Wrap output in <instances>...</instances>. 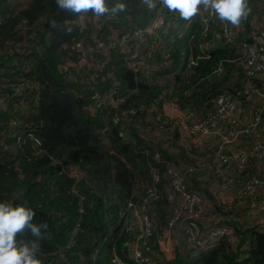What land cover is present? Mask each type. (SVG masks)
Returning <instances> with one entry per match:
<instances>
[{"label":"trees","instance_id":"16d2710c","mask_svg":"<svg viewBox=\"0 0 264 264\" xmlns=\"http://www.w3.org/2000/svg\"><path fill=\"white\" fill-rule=\"evenodd\" d=\"M124 1L132 3V0ZM114 2L109 0V5ZM3 4L0 3V57L24 61L19 75L26 82L38 84L40 89L38 99L31 88L26 90V95L24 91L21 93L30 105L25 113L20 111V115L12 113L10 116L0 109V131L12 118L17 124L27 122L36 126L41 145L32 147L26 142L20 152L5 147L0 137V201L13 204L26 202L36 212L34 223L47 221L49 228L41 242V254L48 257L59 251L72 264H89L93 251L104 252L124 226L119 213L125 199L137 191L136 182L140 178L147 182L152 168L163 166L162 160L173 159L171 150L178 149L180 145L176 141L184 144L192 137L181 141L174 129L170 131L172 139L169 142L162 145L160 140L153 141V136L157 135L156 126L138 119L146 118L144 108L153 99H166L157 95L165 91L166 86L145 83L138 75L121 68L116 70L118 75H114L118 79L115 88L120 94L126 90L131 92V104L124 107H140L141 103L142 109L130 114L126 120L129 124H121L122 127L111 120L117 113L107 109L110 136L107 144L102 143L99 135L101 114L92 118L90 111L96 109L92 104L94 98L78 89L87 83L84 80L65 83L58 71L61 62L55 60L59 52H66H61L64 44L73 43L84 34L81 26L87 24H77L79 20L86 17L92 20L95 16L62 11L56 7L54 0H30L26 8L18 11H7L8 7L3 8ZM126 12L120 13L115 21H106L96 34L106 36L116 30L114 27L122 25L121 15ZM52 20L56 21V28L52 27ZM140 21L144 20H137L138 25ZM21 50L23 54H20ZM10 53L13 54L7 56ZM228 55L236 56L233 49L223 48L205 53L207 58L200 59L194 68L186 69L182 63V71L174 74L175 86L171 80L168 81L174 89L192 88L194 92L187 97L185 104L178 105L181 114L187 116V112L196 110L203 112L218 86L216 81L206 76ZM107 67L100 73L102 80L90 75L89 84L101 90L110 88L111 80L103 74H108L113 68ZM244 79L248 80L245 76ZM65 87H68V92H63ZM72 90L84 95L74 96ZM41 121H44L43 126ZM133 125L138 128H132ZM119 128L125 134L118 138L116 133ZM69 168H77L78 171ZM217 170L221 171L220 168ZM229 174L234 176L236 169H231ZM159 208L163 209L160 205ZM113 220L116 226L111 225ZM239 224L231 220L224 224L233 230L235 243L221 238L204 251L183 257L175 255L165 264H264V231H257L252 226L245 229L244 225L237 226ZM247 235H250L249 240ZM125 239L121 233L115 242L116 252L123 259L121 245ZM242 241L246 246L244 251L239 249V242L241 245ZM101 259L105 261L106 256H101L99 261Z\"/></svg>","mask_w":264,"mask_h":264},{"label":"built area","instance_id":"2783aa9c","mask_svg":"<svg viewBox=\"0 0 264 264\" xmlns=\"http://www.w3.org/2000/svg\"><path fill=\"white\" fill-rule=\"evenodd\" d=\"M14 1L15 0H0V3L7 4V2L14 3ZM27 4L28 2L25 5L20 4L21 7L17 6L15 10L18 11L22 8H26ZM171 12L162 5H158L155 18L150 27L152 30L151 34H153L159 26L161 27L164 25L166 17ZM250 17L252 20L246 22L247 39L245 41H237L235 35L236 27L228 23H222L211 12L201 10L195 17L198 25L197 39L206 42L207 37L212 32H215L224 47L236 51L239 55L242 73L248 78V80H245L243 92L254 93L258 96V101L254 103L248 117L241 122V126L238 130L234 131L233 128L239 124L232 121L235 111L237 110L236 103L230 95L223 92L217 93L211 99L212 108L210 110L204 113L200 118L191 120V123L185 119L188 116L185 117V114H181L173 101L168 98L164 100L153 99L152 102L148 103L144 108L145 114L147 115L146 118L138 119L140 121H146L147 123L150 122L156 126L155 133L158 134L159 137L160 135L162 136V145L163 142H169V140L172 139L170 131L174 129L177 130L181 141H184L187 137L199 140H201L200 138L207 139L215 135L221 137L222 140L218 143L217 153H214L219 160H215L218 161V165H225L224 167L231 166L235 168L237 172H242L250 156H264V85L262 87H257L254 83V81H262V84H264V17ZM107 20L108 18L105 19V21ZM96 27L97 26H95V28ZM83 29L84 28H82V30ZM128 32L120 35L110 32L104 38L95 33L88 37L82 36L71 43L66 51L67 57H78V60L73 63L77 66V70L72 71L73 64L58 65L61 79H64L65 83L74 82L73 79L69 78L70 75L74 76L78 71L86 72L87 80L83 78L80 79V81L84 80L87 83L83 85L82 90L86 91L94 98L92 104L96 109H90L93 114L91 116L94 117L95 115L101 114L100 120L102 126L99 135L100 141L105 144L109 142L110 136L107 109H111L117 113V115L112 116L111 120L113 123H120V125L123 124L126 126L129 124V121H126L129 115L136 112L138 113L140 109H142V104L139 103L140 107H124L125 104H131L129 100L131 94L125 93L127 96L124 97V99L121 98L119 90L117 91L118 88H115L117 83L112 81L114 77L109 74L110 71L108 74H103L106 78L111 80V87L107 90H101L95 85L89 84L90 75L92 78L102 80V77L100 78V73L103 68H108V56L111 52L117 51L123 54L122 59L128 67L142 72L144 68H149L146 64V59L150 57L151 48L153 51L155 49L160 50L159 47L161 46L160 42L154 39L143 55V46L146 44V39L151 34H147V31L137 32L138 38H133L126 36ZM143 34L145 36H143ZM23 53L24 51L21 50L20 54ZM12 54L13 53H10L7 56H11ZM160 56L164 59L167 57L166 55L163 56V52H161ZM0 58V62L3 59H8L4 57ZM13 61L12 59H8V62L0 63V109L3 113L10 114V116L12 113L20 115V111L25 113V109L30 107L24 99V96L21 95L23 91L26 95V90L31 88L35 94L34 97L38 99L40 89L38 84H34V82L31 81L26 82L24 77L19 75V69H22L24 61L17 60L14 63ZM96 61H101V65L97 66ZM193 63L195 62L190 59L189 65L192 66ZM160 65V62L156 60L154 67H160ZM8 68L12 69L9 70ZM218 69V65L212 68L207 78L217 73ZM65 90L68 91V87H65ZM77 93L78 92H76L77 97H82L84 95L83 92ZM132 93H134V91H132ZM159 104L162 108L168 105V109L166 111L159 110L157 108ZM224 122L233 125L231 131L227 132L225 135L221 134V131H219V125ZM132 124L133 123H131V125ZM166 125H169V127ZM6 126L11 128L10 136L12 137L11 139L14 140H11L10 144L4 142L5 147L12 148L13 150L17 149L22 152L23 144L26 142L32 147L41 145V141L35 129L36 126H32L27 122L17 124V121L13 118L8 121ZM134 127L138 128V126L133 125L132 128ZM124 134V131L119 128L116 137H123ZM251 134H256V137L251 140L248 137L246 141V150H239L233 153L223 150L230 143L234 142L239 135L247 137L245 135ZM154 156H157V154ZM195 160V166L198 168V171L202 170L203 167L200 161L197 158H195ZM161 162L163 168L160 171L157 170L159 167L152 168L147 182H143L141 178L136 182L135 187L137 191L128 199H125L124 207L119 213V218H122L123 223L126 224L125 229L127 231L134 232L136 229L135 238L131 244L130 262H125L117 258L112 244L110 247L112 258L109 264H155L152 257L153 245L157 246L158 251L164 258L167 257L172 247L168 248L164 242L166 240H171L170 237L172 232H178L182 236L184 243L193 250L210 248L221 238H226V240L231 243L236 242L233 230L231 227L225 226L224 224L219 226H208L204 231L202 230L201 219L203 216V199L200 193L186 186L187 182L182 180L181 175L174 169L171 160H162ZM69 169L78 171L77 168ZM221 171L222 172L219 173H226L222 169ZM18 176L21 175L18 174ZM218 187L224 188V185L219 184ZM238 187L242 190L251 191L254 188L264 187V183L259 182L255 176L249 175ZM162 192H167L166 194L168 195L171 206L165 219L164 230L161 233H157L156 223L159 209H161L159 208V203L162 199ZM260 228L264 229L262 225H260ZM40 259L42 264H72L64 255L60 254L59 251L48 257L43 254Z\"/></svg>","mask_w":264,"mask_h":264},{"label":"clouds","instance_id":"9594fccd","mask_svg":"<svg viewBox=\"0 0 264 264\" xmlns=\"http://www.w3.org/2000/svg\"><path fill=\"white\" fill-rule=\"evenodd\" d=\"M54 3L56 7L62 11L77 15L91 13L93 16H95V18L92 20L91 18L86 17V19H89L90 22L87 23L86 26H81L82 28H84V34L82 36L85 37H88L93 33L96 34V32L103 27L104 23L106 22L105 19L108 18V20L112 19L115 21L117 16L126 10V4L123 2V0H115V2L111 4V6L109 5V0H54ZM141 3L148 8V10L147 8H145L148 12H151V22L149 24H152L155 18V12L158 8V5H162L170 12L172 11L166 17L164 25L161 27L159 26L160 28L158 27L159 29L157 28V30L154 31V33L146 39V44L143 46V55L146 53L147 49L150 47L151 42L154 39H157L160 42V50L155 49L153 51L151 48L150 57L146 59V64L147 66H149V68H144V71L142 72L133 70L132 68L128 67L124 63L122 59L123 54L120 51L110 53V55L108 56L107 65L110 66V68H113L114 71L121 68L128 69L134 74L138 75L145 83L152 82L150 77L153 74H157L159 72L169 73L170 71H172V69H174L175 62L173 61L172 53L173 46L177 43L170 40L172 36L169 34L170 31H173L174 34H176L180 29H182L183 34L180 35V39L185 35L188 41L187 52L180 56L182 58V63L185 65L186 69L192 68L191 65L189 66L190 59L195 62L196 66L197 62L200 59L205 58L202 55V53L205 51L199 53V50L197 49L198 25L196 23L195 17L200 13L201 10L211 12L219 21H221L222 23L231 24L232 26H239L242 21L247 18L248 13L250 12L248 0H141ZM51 25L53 28H56V21L52 20ZM95 26L97 27L95 28ZM114 29L116 30H113L112 32L118 35L128 32V30H126L125 26L123 25L114 27ZM160 29H162V31L158 32ZM97 35L103 38L107 36H103L100 34ZM82 36H79L78 38ZM194 40L195 43H193ZM70 44H64L61 48V52L67 51V48ZM194 49L196 50L197 54L193 52ZM161 52H163V56H167L165 59L160 56ZM63 55L66 56V52ZM156 60L160 62V67H154L156 64ZM254 83L256 82L254 81ZM176 88L177 87H175V89ZM178 89L179 91L182 90L180 88ZM165 91L158 94V96L163 95L166 99L168 98L173 100L172 97L166 96L167 93ZM207 105L208 107L211 106L209 104ZM160 107V104L157 105V108L159 110ZM35 216L36 212L31 207H28L26 202L13 204L8 201H0V264H42L40 259V257L43 255L40 253L42 246L41 242L49 228V225L47 221L34 223ZM120 220H122V218ZM112 222L116 226L115 221L113 220ZM125 227L126 224L124 223V226L121 227L119 231V234L123 233L126 237V239L123 241V244L121 245L122 255L124 259L121 258V256L120 259L125 262H130L131 244L133 243V240L135 238L136 229L134 232H130L127 231ZM109 233L110 232H108V234ZM131 236L132 238H130ZM117 237L113 239L112 242L108 243V247L104 250V252L98 250L93 251L92 256H90L89 264H100L101 260L99 261V259L101 258V256H106L104 264H109L107 262V253L111 251L110 247L112 244L114 246L115 254H118L115 247ZM244 246L245 245L243 244L240 245L239 242V249H243ZM152 248V257L155 256L154 249H156V251L166 262L173 258L172 249L170 254L164 258L158 251L156 245H153ZM190 249L192 252L191 255L199 251L206 250H193L192 248ZM123 250L126 253L125 256L123 254ZM183 256L184 255H181V257Z\"/></svg>","mask_w":264,"mask_h":264},{"label":"rangeland","instance_id":"374dc122","mask_svg":"<svg viewBox=\"0 0 264 264\" xmlns=\"http://www.w3.org/2000/svg\"><path fill=\"white\" fill-rule=\"evenodd\" d=\"M27 2L29 3L30 0H19V1L15 0L14 3L7 2V4L4 3L2 6L3 8L9 7L7 11H10V8L15 9L17 6L21 7L20 4L25 5ZM124 3L126 4L125 11H128V12L121 15L122 20L120 21H121V24L125 26L126 30L129 31L126 36L138 38L137 32H146V31H147L146 32L147 34H151L152 32V30L150 29L151 24H149L151 22V18H150L151 12H148L145 9L147 7L141 3V0H132L131 4L129 3V1H124ZM131 10L133 12H131ZM252 16H255V15H252ZM1 19L2 17H0V20ZM139 19L144 20V21H140L141 22L140 25H138V23L136 22ZM249 20H252L250 16L248 18H245L244 21H242L241 25L244 26V22H248ZM89 22H90L89 19H82V20H79L77 24L82 23L83 25H86ZM161 31L162 29H160L158 32H161ZM242 32H244V34H247L246 31H242ZM169 34L172 35L170 40L177 43L180 40V35L183 34V30L180 29L176 34H174L173 31H170ZM235 35L237 36L238 34H235ZM143 36L145 35L143 34ZM205 44L206 42H203L202 40L198 39L197 49L199 50V53L203 51L207 53V51L204 50ZM205 52L202 53L203 57L205 56ZM55 60H58V62H61L60 66H63L64 64L75 63L78 60V57L77 56L67 57L59 52V55L58 57H56ZM173 61L176 62L178 68L181 67L182 65L181 57L173 58ZM3 62H8V59H3L0 63H3ZM14 62L16 61L14 60L13 63ZM96 64L97 66H100L101 61H96ZM194 67H195V63L192 64V68ZM76 70H77V66L73 64L72 71H76ZM222 71L223 70L221 69L220 71L212 75L210 77L211 80L216 81L214 79L219 77V75L222 74ZM85 73L86 72L78 71L75 73L74 76L70 75L69 78L79 83L81 78H83L84 80H87ZM109 74L116 75L117 73L116 71L112 70L111 72H109ZM167 79H170V78L167 77ZM117 80L118 79L114 77L112 81H115L114 83L118 84V82H116ZM162 83L163 84L165 83L164 85L167 87L165 91L167 93L166 96L172 97L173 98L172 101L177 107H179L178 105L182 106L183 104H185L187 97L190 94L194 93L192 91V88L191 89L189 88L187 90L182 89L179 91L178 88L174 89L172 84L169 82H162ZM73 88L75 87H72V89ZM82 88H83V85L78 87V89L80 90ZM63 92H67V90H63ZM214 92L216 93L223 92V93H227L228 95H230V93L225 87L219 88L218 90L215 89ZM125 93H129V95L131 94V92L128 90H126ZM72 94L76 96V91L72 90ZM119 95L121 96L122 99H124V97L127 96L126 94H120V93ZM167 109H168V105H165L164 108L160 107L161 111H166ZM208 109L209 107L204 108L203 111L207 112ZM204 113L201 110L190 111L189 113H187V116L191 120H195V119L200 118ZM248 115L246 117H248ZM188 118H185V119L191 123V120ZM230 125L232 124L226 125L224 132L222 131L221 134L225 135L228 132ZM10 134H11V128L7 126H5L4 130L0 131V137L3 139V143L6 141L14 140V139H11L12 137L10 136ZM245 136L247 137L241 136L242 138L240 139L241 141L240 147L232 144V145L225 147L223 150L229 151L232 153L239 151V150H244V149L246 150L247 149L246 141L248 140V137L250 138V140L254 139L256 137V134L245 135ZM200 139L204 141L202 144L203 152L201 153L193 152L191 153V155L195 157L197 156L200 157L199 161L203 168L202 170H199V171H198V168H196V174L204 178L201 179V177H196V181H198L197 183L187 182L186 186H188L192 190L199 192L203 199V216L201 219L202 230L204 231L205 228L208 226H213V225L215 226L219 222L225 224L228 222V220H231V222L235 221L236 223H241V225L255 226L253 228L257 231H264V230L258 229L260 228V225H262V227L264 228V187L254 188L251 191L242 190L238 187L248 177L247 173L248 174L250 173V175L255 176L259 182L264 183V162H263L264 156H261V157H251L250 156L248 163L245 166V168L242 170V172L236 171V174L234 176L229 174V171L233 169L231 166L226 167L228 172H226L225 174H221L216 168L218 161H216L213 158L214 153H216L217 151L218 143L221 142L222 140L221 137H218L215 135L214 137H209L207 140H204L202 138ZM172 151L173 152L171 156L174 159L179 154V152L177 150H172ZM219 184L224 185V188L218 187L216 191L214 188L215 187L217 188ZM211 191L213 193L214 198L216 199L218 203L214 201V199L212 198ZM166 195L167 194L164 192L161 193L162 202L160 201L159 203L160 207H162L163 209L159 211L161 212V215L159 213L156 228L159 227L160 229H162L163 227V223L166 219V216L169 212V208L171 206L170 203H166L164 200ZM244 228L246 229L249 227H244ZM249 239H250V235H247V240ZM164 243L168 248L173 246L172 248L173 257L175 255L181 256V255H186V254L191 253V249L184 243L182 236L179 235L178 232L174 233L173 242L172 240H166ZM243 243L244 242L242 241L241 244ZM154 250H155L154 252L155 256H153V258L155 260V264H165L166 261L163 260V258L156 251V249ZM241 251H244V250L241 249ZM116 257L120 258L118 254H116ZM111 258H112L111 251H109L107 255L108 263L111 260ZM104 262L105 261L101 259L100 264H104Z\"/></svg>","mask_w":264,"mask_h":264},{"label":"crops","instance_id":"0c3cea01","mask_svg":"<svg viewBox=\"0 0 264 264\" xmlns=\"http://www.w3.org/2000/svg\"><path fill=\"white\" fill-rule=\"evenodd\" d=\"M248 6L250 8V12L248 13L247 17L248 16H252V15H255V16H253L255 18L264 17V0H248ZM147 10H148V8H147ZM235 27H236L235 28L236 34H238L236 36V40L237 41H245L247 39V35L244 34V32H242V31H246V23L244 22V26H242L240 24L239 26H235ZM183 40H185V42H183ZM187 43H188V41H187V39H186V37L184 35L177 42V44L175 45V47L173 49V53H172L173 58H176V57L178 58L182 54L187 52L186 51ZM193 43H195V40L193 41ZM223 47H224V45L222 44L221 40L216 36V33L212 32L207 37L204 50L209 52V51H214V50H221ZM224 50H227V49H224ZM193 52H195V49L193 50ZM236 54H237V52H236ZM236 56L228 55L225 60L221 61V62H223L222 65H221V62H218V64H217L219 66L218 71H220L221 69L223 71H222V74L219 75V77L214 79L218 83V86L216 87V89L218 90L219 88L225 87L228 90V92L230 93V96L234 99V101L236 103L237 110L235 111V114H234V116L232 118V121L233 122H237L239 125H237V126H235L233 128L234 131L238 130L240 128L241 122L250 113V110H251L252 106L254 105V103H256L258 101V96L255 95L254 93H244L243 92L244 88H245V85H244L245 79H244V76H243V73H242V69H241V65H240V61H239L240 60L239 59V55L237 54ZM215 67L213 66V68H215ZM177 71H179V72L182 71V65H181L180 68H178V66H177V64L175 62L174 63V71H170L169 73L153 74V75H151L150 78H151L153 84L158 85V86L159 85H163L162 82H168L169 80H171V83L173 84V86H175L174 85V74ZM167 77H169L170 79H167ZM262 83H263L262 81H256L255 84H256L257 87H262L264 85ZM211 108H212V106L209 107L208 110H210ZM203 112H205V111H203ZM188 119H190V118H188ZM226 125H228V124L225 123V122L221 123L219 125V131H221V132L223 131L224 132V129L226 128ZM231 127H233V125L229 126L228 132L231 131ZM241 138L242 137L239 135L234 140V142L230 143L229 145L233 144V145H237V146L240 147V144H241L240 139ZM161 139H162L161 135H160V137H159L158 134L153 136V141H159L160 140V142H161ZM207 139H204V140H207ZM203 142L204 141L199 140V139H195V138L186 140L184 142V144L182 142L176 141V144L177 143L180 144L178 149H176L177 151L179 150L178 151L179 154L174 159H172L173 163L176 166H178L180 168H185V169L187 167H189V166H193L195 161H196L195 158H197L199 160L200 157H198L197 155H196L197 157L192 156L191 153H193V152H198V153L203 152V148H202ZM181 148L184 149V153L182 152ZM216 153H217V151H216ZM186 155H187V157H186ZM213 158L217 160V157L215 155L213 156ZM224 166L225 165L221 164V165H219L217 167V169L220 168V170H221V169L224 168ZM224 171L228 172L227 168ZM220 172H222V171H220ZM196 177H201V176H198V174L194 173L191 176H188L187 182L188 183H197L198 181H196ZM203 178L204 177H201V179H203ZM214 189L217 191L218 186H217V188L215 187ZM165 193H167V192H165ZM211 195H212V198L214 199V201H216V199L213 196L212 191H211ZM164 200H165L166 203H170V200L168 199V195L165 197ZM156 225H157V223H156ZM240 225L241 224H239V226ZM244 226H247V225H244ZM163 230H164V223H163L162 229H160L159 227L156 228V232L157 233H161ZM174 233L175 232H172L171 233V237H170L172 242H173V238H174ZM130 238H132V236ZM126 242H128V241H126ZM245 248H246V246H244L243 249H245ZM191 253L186 254V255H191ZM123 254H124V256L126 255L124 250H123Z\"/></svg>","mask_w":264,"mask_h":264},{"label":"bare ground","instance_id":"6f19581e","mask_svg":"<svg viewBox=\"0 0 264 264\" xmlns=\"http://www.w3.org/2000/svg\"><path fill=\"white\" fill-rule=\"evenodd\" d=\"M217 160H219L217 158ZM173 166H174V169L181 175L182 177V180L183 181H186L187 182V179H188V176H191L192 174L196 173V166L195 164L193 166H189L187 167L186 169L185 168H180L178 166H176L173 161L171 160ZM163 168V166L159 167L157 170L160 171L161 169ZM165 186V184H164ZM111 225H114L113 222H111ZM113 229H111L112 231Z\"/></svg>","mask_w":264,"mask_h":264},{"label":"water","instance_id":"95a60500","mask_svg":"<svg viewBox=\"0 0 264 264\" xmlns=\"http://www.w3.org/2000/svg\"><path fill=\"white\" fill-rule=\"evenodd\" d=\"M209 105H211V101L208 102ZM208 106H205V108H207ZM41 125H44V121L41 122Z\"/></svg>","mask_w":264,"mask_h":264}]
</instances>
